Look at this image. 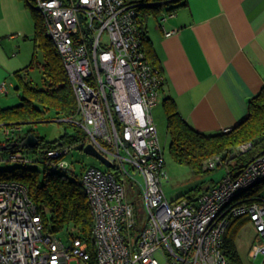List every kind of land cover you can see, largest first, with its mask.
<instances>
[{"label": "built area", "instance_id": "2783aa9c", "mask_svg": "<svg viewBox=\"0 0 264 264\" xmlns=\"http://www.w3.org/2000/svg\"><path fill=\"white\" fill-rule=\"evenodd\" d=\"M29 1L42 13L76 93L77 116L67 121L85 132L82 143H93L112 162L106 169L84 166L75 175L95 219L96 264H229L224 235L232 219L243 215L257 231L250 255H264V197L248 202L242 196L264 180V154L238 173L222 154L214 155L204 160V169L225 166L221 180L192 199L167 197L164 151L153 114L166 76L143 51L135 3ZM1 89L7 91L5 84ZM75 147L49 148L44 165L75 174L65 158ZM0 161L29 164L32 159L18 149L0 151ZM139 190L147 214L142 230L135 227L141 220L135 200ZM36 205L28 185L0 179V264H95L76 227H70L67 240L47 231Z\"/></svg>", "mask_w": 264, "mask_h": 264}, {"label": "trees", "instance_id": "16d2710c", "mask_svg": "<svg viewBox=\"0 0 264 264\" xmlns=\"http://www.w3.org/2000/svg\"><path fill=\"white\" fill-rule=\"evenodd\" d=\"M27 2L32 9L36 26L34 53L32 61L24 68L25 70L16 73L18 82L16 89L21 96V102L14 106L0 107V126H4L5 131L10 129L16 134L7 137L4 131L5 137L0 139V151L9 153L23 149L27 153L40 152L43 160L44 153L51 147L65 143L76 146L82 144L85 132L75 125L77 132H66L60 138L48 141L37 134L34 128L25 130V124L44 120L48 113H54L51 118L67 120L75 118L78 112L74 87L55 43L45 30V19L29 0ZM128 2L135 3L143 51L146 52L150 63L164 73L152 40L147 35V20L149 16L158 15L163 10L171 13L186 2L183 0H128ZM34 67L43 70L42 85L35 84L29 77L30 69ZM162 101L167 115L166 126L171 135L169 151L178 163L189 166L193 172L205 173L207 170L204 169V160L222 154L228 159L230 168L238 173L255 158L264 154V87L249 99V112L242 121L228 131L222 130L216 133L203 132L190 125L179 113L173 97H166ZM19 127L20 130H17ZM29 133L39 137L37 146L27 147L22 144ZM243 144L249 145L246 150L240 148ZM28 165L17 163L14 167L0 170V179L18 180L29 186L31 197L44 215L47 231L60 235L64 233L68 237L70 227H76L77 236L89 243L92 261L96 264L97 250L92 235L95 219L92 217L84 185L75 175L71 177L60 169L45 166L41 174L39 169ZM200 191V188H195L191 195L184 194L181 198L192 199L198 196ZM242 196L248 202L264 197V180L256 183ZM249 221V216L245 215L233 218L224 235L222 249L229 264H245L234 235Z\"/></svg>", "mask_w": 264, "mask_h": 264}, {"label": "crops", "instance_id": "0c3cea01", "mask_svg": "<svg viewBox=\"0 0 264 264\" xmlns=\"http://www.w3.org/2000/svg\"><path fill=\"white\" fill-rule=\"evenodd\" d=\"M183 2L147 20V35L166 76L154 111L173 97L196 129L226 131L247 116L249 99L264 87V0ZM28 5L0 0V107L14 101L9 95L18 83L16 73L33 58L36 26ZM154 119L157 124L155 114Z\"/></svg>", "mask_w": 264, "mask_h": 264}, {"label": "rangeland", "instance_id": "374dc122", "mask_svg": "<svg viewBox=\"0 0 264 264\" xmlns=\"http://www.w3.org/2000/svg\"><path fill=\"white\" fill-rule=\"evenodd\" d=\"M29 52L33 48L32 41H29ZM32 52V51H31ZM43 70L38 67H34L30 69L29 77L32 79V81L37 85H42L43 81ZM10 97H14V101L9 104V106H14L16 104H19L21 102V96L17 89H12ZM163 104H160L156 110L153 112L155 114V118L157 121L158 126V132L160 143L163 147L164 151V158H165V171L166 175L162 178L163 182V189L165 190V193L169 200H178L181 198L184 194H190L192 193L193 189L200 188V193L209 189V186L214 185L215 182H218L221 180V178L226 174V167H219L215 170H209L201 172V173H195L193 172L189 166L185 164L178 163L171 155L170 149V143H171V135L168 131V128L166 126L167 124V115L165 113ZM54 115V113H48V116L44 120H39V122L36 123H27L25 124V130L27 131L30 128H34L37 132V134L43 136L45 140H54L57 138H60L62 134L69 132V133H75L77 132V127L73 124H71L69 121H67L65 118H51ZM5 127L0 126V139H4L5 137ZM29 156L32 159V162L29 163L28 167L37 168L40 170L41 174L44 172V163L42 160V154L40 152L30 151ZM65 158L71 162L72 168L75 169L76 173L71 172L69 169L60 170L64 174H68L71 177H73L76 174L81 173L84 166H98L102 169H106L107 167L104 165V163L99 160L97 157L91 154H87L83 150L79 149H73L71 153L66 154ZM16 162H5L0 161V170H4L10 167L16 166ZM1 172V171H0ZM138 195L135 198L140 211H139V219L140 222L136 227L137 230H142L144 227V221L147 218L146 210L142 209V206L144 208V204L140 201L142 197V190L138 191ZM199 195V194H198ZM183 198V197H182ZM257 231L254 227V225L250 222H247L244 224L241 228L238 229L235 236V242L237 244V248L240 252V255L242 257V261H244L245 264H264V255H260L259 257H252L250 255V250L255 242V238ZM61 237L64 238V240H67L66 234L62 233ZM71 264H78L77 261H72Z\"/></svg>", "mask_w": 264, "mask_h": 264}, {"label": "water", "instance_id": "95a60500", "mask_svg": "<svg viewBox=\"0 0 264 264\" xmlns=\"http://www.w3.org/2000/svg\"><path fill=\"white\" fill-rule=\"evenodd\" d=\"M37 143H39V137L34 133H29L27 134L22 144L27 147H35L38 145ZM75 149L83 150L87 154L94 155L99 160H101L105 166L112 165V162L105 155H103L93 143H82L76 146Z\"/></svg>", "mask_w": 264, "mask_h": 264}]
</instances>
